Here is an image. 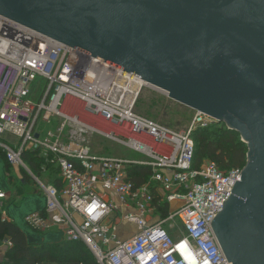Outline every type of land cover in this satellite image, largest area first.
<instances>
[{
	"label": "built area",
	"instance_id": "1",
	"mask_svg": "<svg viewBox=\"0 0 264 264\" xmlns=\"http://www.w3.org/2000/svg\"><path fill=\"white\" fill-rule=\"evenodd\" d=\"M38 83L43 92L35 104L30 98ZM148 87L141 78L0 15V147L10 164L25 169L23 154L39 150L59 168L63 183L60 189L32 174L46 208L27 215L26 223L37 231L59 229L67 241L83 242L98 264H232L212 222L244 167L224 172L212 160L193 166L194 132L224 123L195 110L184 130L155 122L136 111ZM68 99L83 102L120 130L107 132L63 112ZM54 116L65 121L43 135L41 120L50 123ZM94 133L141 156L96 154L87 142ZM7 134L17 143H9ZM134 166L152 169L142 185L131 179ZM6 198L0 190L3 216ZM165 203L170 209L162 216ZM122 222L136 227L126 239L118 235Z\"/></svg>",
	"mask_w": 264,
	"mask_h": 264
},
{
	"label": "water",
	"instance_id": "2",
	"mask_svg": "<svg viewBox=\"0 0 264 264\" xmlns=\"http://www.w3.org/2000/svg\"><path fill=\"white\" fill-rule=\"evenodd\" d=\"M0 15L238 131L248 161L212 225L229 262L264 264V0H0Z\"/></svg>",
	"mask_w": 264,
	"mask_h": 264
},
{
	"label": "trees",
	"instance_id": "3",
	"mask_svg": "<svg viewBox=\"0 0 264 264\" xmlns=\"http://www.w3.org/2000/svg\"><path fill=\"white\" fill-rule=\"evenodd\" d=\"M196 151L194 155V168H200L204 161H215L221 170L229 172L236 167H245L248 161L249 147L242 140L241 134L223 125L212 126L206 129H198L193 134ZM5 151L0 147V156ZM7 160V158H6ZM25 164L33 170L34 175L42 180H47L62 188V178L59 168L47 162L42 157L39 150L26 151L23 154ZM8 162V161H7ZM9 163V162H8ZM10 164V163H9ZM45 168V170H44ZM152 174L151 167L134 166L131 168V179L137 186L142 185ZM169 203H165L161 210L162 216L169 213ZM11 243L6 258L1 264H44L46 262H56L57 257L51 252L48 246L30 244L25 233L14 222L3 220L0 213V245L5 241ZM66 246L67 264H98L88 247L83 242H64ZM79 245L86 249L80 251Z\"/></svg>",
	"mask_w": 264,
	"mask_h": 264
},
{
	"label": "rangeland",
	"instance_id": "4",
	"mask_svg": "<svg viewBox=\"0 0 264 264\" xmlns=\"http://www.w3.org/2000/svg\"><path fill=\"white\" fill-rule=\"evenodd\" d=\"M41 83H38V86ZM41 86L36 87L35 89V95H33L30 98V101L37 104L40 100L41 94H42ZM62 111L68 113L70 116L77 115L79 119L83 122H85L88 125H93L101 130L104 131H119L114 124L108 123L104 121L103 119L94 116L89 109L86 108L85 104L81 101H77L74 99H68L65 104L62 106ZM136 111L155 122H158L162 125H166L172 129L176 130H184L189 127L191 124V121L194 116V110L180 104L172 99H170L167 95L163 94L162 92L158 91L157 89H154L152 87L146 88L140 95L137 105H136ZM65 121V118H61L59 116H54L52 118V121L50 123L41 120L40 125L43 132V135H47L50 132H55L59 125ZM226 126L228 125L225 123ZM73 125V124H72ZM218 125V124H216ZM127 133V131H124ZM5 138L12 142H17V138L11 134L5 135ZM67 140V139H66ZM88 144L91 146L92 151L96 154L100 155H113V156H123V157H130V158H139L141 155L134 151L132 148H130L127 145L121 144L120 142L111 140L105 136H102L101 134L94 133L90 134L87 139ZM1 157H5L4 154H1ZM7 171L9 173H12L14 170L19 169L21 177L26 179L28 182L30 180V183L34 181L32 179L33 170H31L29 167L28 169L24 168L23 166H15L12 164H7ZM14 175V172H13ZM37 187L39 188L37 182ZM121 231L119 233V237L121 239H126L130 237L133 233L136 232V227L133 223L125 222L121 223ZM169 225H166V228H168ZM41 232V231H37ZM41 246H48L51 249V252L57 257L56 262H46L44 264H67L66 262V248L68 246L63 243V241L55 243L53 245H47V244H36ZM79 248V245H74ZM84 247H80L79 250H86L82 249ZM89 252L94 256V253L87 248Z\"/></svg>",
	"mask_w": 264,
	"mask_h": 264
},
{
	"label": "crops",
	"instance_id": "5",
	"mask_svg": "<svg viewBox=\"0 0 264 264\" xmlns=\"http://www.w3.org/2000/svg\"><path fill=\"white\" fill-rule=\"evenodd\" d=\"M9 143L11 142L9 141ZM16 143L12 142V144ZM6 163L9 164L6 158L0 156V190L7 193V198L4 201L6 216L1 213L3 220L16 223L25 233L30 244L53 245L61 241L66 242L64 233L59 229L37 232L26 223L27 215L41 212L46 208V197L43 191L37 187L34 177H32L34 180L32 183L30 180L28 182L21 177L17 168L13 171V175V172L7 171ZM47 180L44 181L47 182ZM120 231L121 229H119L118 235ZM9 247L7 240L0 245V264L5 260Z\"/></svg>",
	"mask_w": 264,
	"mask_h": 264
}]
</instances>
